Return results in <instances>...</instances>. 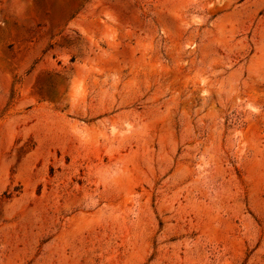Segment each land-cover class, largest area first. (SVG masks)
I'll list each match as a JSON object with an SVG mask.
<instances>
[{
  "label": "rangeland",
  "instance_id": "rangeland-1",
  "mask_svg": "<svg viewBox=\"0 0 264 264\" xmlns=\"http://www.w3.org/2000/svg\"><path fill=\"white\" fill-rule=\"evenodd\" d=\"M0 264H264V0H0Z\"/></svg>",
  "mask_w": 264,
  "mask_h": 264
}]
</instances>
